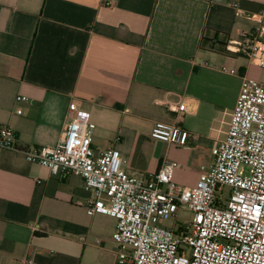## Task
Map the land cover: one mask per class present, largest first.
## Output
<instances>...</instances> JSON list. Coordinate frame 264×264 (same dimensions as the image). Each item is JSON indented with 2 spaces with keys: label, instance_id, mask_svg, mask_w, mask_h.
Returning <instances> with one entry per match:
<instances>
[{
  "label": "crops",
  "instance_id": "obj_1",
  "mask_svg": "<svg viewBox=\"0 0 264 264\" xmlns=\"http://www.w3.org/2000/svg\"><path fill=\"white\" fill-rule=\"evenodd\" d=\"M258 13L264 0H0V127L19 148L54 146L74 102L94 125L92 149H117L129 175L171 162L197 179L253 65L224 45ZM156 122L186 131V144L151 138ZM91 199L80 177L0 148V264H114L116 221L88 215Z\"/></svg>",
  "mask_w": 264,
  "mask_h": 264
},
{
  "label": "built area",
  "instance_id": "obj_2",
  "mask_svg": "<svg viewBox=\"0 0 264 264\" xmlns=\"http://www.w3.org/2000/svg\"><path fill=\"white\" fill-rule=\"evenodd\" d=\"M248 17L256 27L227 40L224 49L264 68V15ZM69 111L70 120L54 146L19 148L13 129L1 126L0 148L21 153L53 175L82 179L92 194L86 213L116 221L114 264H264V83L241 78L226 136L214 148L208 169L201 166L193 187L172 182L171 162L144 176L129 175L117 149H92L89 113L74 102ZM173 111L184 113L185 104ZM150 137L184 145L188 134L179 126L156 122ZM225 186L230 190L224 194ZM182 207L192 213L187 226L160 225Z\"/></svg>",
  "mask_w": 264,
  "mask_h": 264
},
{
  "label": "rangeland",
  "instance_id": "obj_3",
  "mask_svg": "<svg viewBox=\"0 0 264 264\" xmlns=\"http://www.w3.org/2000/svg\"><path fill=\"white\" fill-rule=\"evenodd\" d=\"M261 38L262 40H264V36H262ZM249 67H250L249 68L250 70L247 76L261 83H264V68L253 66V65H250ZM172 145L178 146L176 144H172ZM198 177L197 179L195 178L194 167H192L191 165H188L186 167L183 166L180 168L176 167L173 170L172 182L178 186H181L180 183H183L185 185H190L191 187H193L195 186L198 180ZM182 187H185V186L182 185ZM229 190H230L229 187L225 186L223 188L224 194L228 193ZM191 218H192V213L186 207H182L177 211L175 216H172L168 218L167 220L162 221L160 225L167 227V228H175L178 225L187 226ZM113 244H114L115 250L117 251L118 250L117 244L114 241H113Z\"/></svg>",
  "mask_w": 264,
  "mask_h": 264
}]
</instances>
